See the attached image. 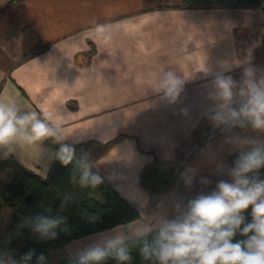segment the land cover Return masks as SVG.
Instances as JSON below:
<instances>
[{
    "label": "crops",
    "instance_id": "0c3cea01",
    "mask_svg": "<svg viewBox=\"0 0 264 264\" xmlns=\"http://www.w3.org/2000/svg\"><path fill=\"white\" fill-rule=\"evenodd\" d=\"M178 4L0 0V101L13 99L22 111L50 114L65 141L79 148L141 217L159 213L172 218L176 202L183 205L229 179L228 158L240 149L227 143L228 137L264 140V133L251 128L226 132L214 125L215 101L209 98L225 62L232 66L225 74L237 81L242 74L238 62L249 56L264 70V0L251 9L174 8ZM96 24L109 27L110 41L96 36ZM165 71L186 80L174 104L156 91ZM7 160L46 178L54 152L45 140L20 144L7 158L0 153V162ZM157 162L169 164L175 178L154 192L143 185L142 175ZM188 169L195 171L191 187L181 178ZM14 171L0 169V187ZM202 178L210 183L202 184ZM6 212L9 220L0 233L11 224V210L3 208V218ZM125 226L74 240L52 258L60 253L77 257L100 234Z\"/></svg>",
    "mask_w": 264,
    "mask_h": 264
},
{
    "label": "clouds",
    "instance_id": "9594fccd",
    "mask_svg": "<svg viewBox=\"0 0 264 264\" xmlns=\"http://www.w3.org/2000/svg\"><path fill=\"white\" fill-rule=\"evenodd\" d=\"M94 31L103 42L111 40L107 25L96 24ZM238 66H242L239 81L225 74L232 70L228 62L215 74L209 93L215 101L210 119L216 126L223 125L226 132L251 128L264 133V70L254 66L250 56ZM185 84L182 76L165 71L158 78L156 91L174 104ZM181 114L187 115V109H181ZM60 127L48 113L22 111L13 99L0 101V153L4 158L16 153L20 144L35 146L51 138L59 144L55 157L65 166L71 164L75 147L64 142ZM226 142L240 149L227 170L229 179L219 180L213 190L189 198L183 205L176 202L172 218L158 213L100 234L95 242L78 251L74 264H103L109 258L117 264H131V250L137 246L141 258L149 264H264V177L260 175L264 169V140L233 135ZM78 163L81 187L96 189L103 183V177L93 172L90 164ZM181 178L191 187L195 171L188 169ZM200 182L210 183L206 178ZM146 205L147 201L142 206ZM250 207L251 221L246 222L244 213ZM87 218L89 222L99 219L95 213ZM65 221V217L37 215L25 217L21 226L31 227L41 238L54 239L56 229ZM62 230L70 232L67 226ZM237 234L244 239L234 241ZM34 255V250H29L16 260L0 252V264H28ZM45 260L40 254L37 264H45Z\"/></svg>",
    "mask_w": 264,
    "mask_h": 264
},
{
    "label": "trees",
    "instance_id": "16d2710c",
    "mask_svg": "<svg viewBox=\"0 0 264 264\" xmlns=\"http://www.w3.org/2000/svg\"><path fill=\"white\" fill-rule=\"evenodd\" d=\"M261 6L262 0H179V4L174 8L251 9ZM45 144L54 152V161L46 178L11 160L0 162V169L7 167L15 169L11 180L0 187V228L4 221L3 208H8L11 210L8 231L18 230L11 240H6L0 233V252H8L19 260L29 250H34L35 255L28 264H37V257L40 254L46 257L45 264H74L77 257L66 258L56 263L52 255L74 240L137 221L141 218V213L120 195L112 183L82 155L79 148L75 147L73 162L65 166L55 157L59 144L51 138L46 139ZM238 155L239 152L229 156L231 165ZM78 161L90 164L92 171L103 177V183L96 189L81 187L79 183L81 167ZM260 175L264 177V169L260 170ZM174 178V170L169 164L157 162L155 167L145 170L142 182L150 191L158 192L166 189ZM90 213H95L99 219L89 222L87 217ZM250 213L251 207L244 213L246 222L251 221ZM37 215L66 218L65 224L56 229V238H41L31 227L21 226L25 217L33 218ZM65 226L70 229L67 234L62 230ZM240 239L244 237L239 234L234 237V241ZM131 256V264H149L141 258L138 246L132 248ZM103 264L117 262L109 258Z\"/></svg>",
    "mask_w": 264,
    "mask_h": 264
},
{
    "label": "rangeland",
    "instance_id": "374dc122",
    "mask_svg": "<svg viewBox=\"0 0 264 264\" xmlns=\"http://www.w3.org/2000/svg\"><path fill=\"white\" fill-rule=\"evenodd\" d=\"M16 2V1H15ZM8 214H10V212H6L5 213V216L6 217H4V225L7 223V221L9 220V218H8ZM8 215V216H7ZM18 232V230L16 229V230H14V231H11V232H6L5 233V231H2L1 232V234H3V237L6 239V240H11L15 235H16V233ZM5 233V234H4ZM67 258V256H66V254L65 253H60V254H58V255H56L55 256V258L53 259L54 260V262H60V261H62V260H65ZM72 258H74V257H72Z\"/></svg>",
    "mask_w": 264,
    "mask_h": 264
}]
</instances>
